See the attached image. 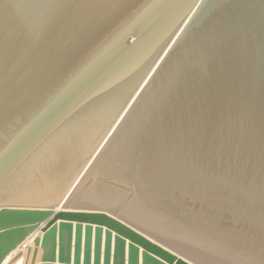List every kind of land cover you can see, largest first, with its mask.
<instances>
[{
    "label": "water",
    "instance_id": "obj_1",
    "mask_svg": "<svg viewBox=\"0 0 264 264\" xmlns=\"http://www.w3.org/2000/svg\"><path fill=\"white\" fill-rule=\"evenodd\" d=\"M23 258L264 264V0H0V264Z\"/></svg>",
    "mask_w": 264,
    "mask_h": 264
},
{
    "label": "bare ground",
    "instance_id": "obj_2",
    "mask_svg": "<svg viewBox=\"0 0 264 264\" xmlns=\"http://www.w3.org/2000/svg\"><path fill=\"white\" fill-rule=\"evenodd\" d=\"M31 242H32V244H31ZM29 244L31 245V246H34L33 245V241L31 240V241H29ZM22 260H24V258L22 259ZM22 262V261H21Z\"/></svg>",
    "mask_w": 264,
    "mask_h": 264
},
{
    "label": "crops",
    "instance_id": "obj_3",
    "mask_svg": "<svg viewBox=\"0 0 264 264\" xmlns=\"http://www.w3.org/2000/svg\"><path fill=\"white\" fill-rule=\"evenodd\" d=\"M31 244H32V242H31ZM21 261H18L16 264H23V260H21Z\"/></svg>",
    "mask_w": 264,
    "mask_h": 264
},
{
    "label": "rangeland",
    "instance_id": "obj_4",
    "mask_svg": "<svg viewBox=\"0 0 264 264\" xmlns=\"http://www.w3.org/2000/svg\"><path fill=\"white\" fill-rule=\"evenodd\" d=\"M30 205H34V204H30Z\"/></svg>",
    "mask_w": 264,
    "mask_h": 264
}]
</instances>
